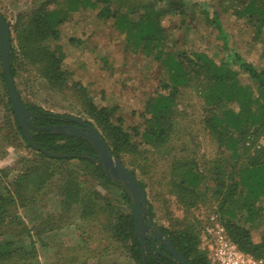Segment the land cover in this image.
<instances>
[{
  "label": "rangeland",
  "instance_id": "rangeland-1",
  "mask_svg": "<svg viewBox=\"0 0 264 264\" xmlns=\"http://www.w3.org/2000/svg\"><path fill=\"white\" fill-rule=\"evenodd\" d=\"M47 1L50 0H0V12L10 24L13 49L18 46L14 30L18 20ZM171 1L186 4L188 13L186 17L167 16L162 21L169 38L164 48L166 53H206L218 63L228 60L231 53H239L247 62L264 67L263 44L254 39L255 29L235 17L242 0ZM141 3L142 0L132 1L130 6L141 8ZM167 3L153 2L157 9ZM203 11L219 15L228 41L224 42L221 33L207 26ZM96 13H78L60 28L58 44L66 56L64 67L70 72L68 87L61 91L51 88L39 70L21 57L15 63L16 87L25 104L79 119L102 135L97 123L88 116L79 93L71 88L80 82L99 107H116L115 119H123L126 129L134 136L136 127L140 131L144 129L147 100L160 92L167 93L161 89L167 71L145 52L127 48L125 37L114 29L113 21H103ZM240 80L244 85L251 84L242 72ZM190 88L182 89L176 98L178 116L169 143L142 156L123 155L120 160L146 186L148 207L149 211L152 207L154 217L151 219L156 228L174 231L194 225L200 231V250L206 253L202 242L206 230L222 224L223 219L216 199L215 169L224 164L228 170L233 160L230 151H224L206 128L207 112L196 91L198 81L194 80ZM5 105L6 93L0 80V193L5 192V188L14 193L15 182L21 176L29 178L23 183L20 195H16L15 204L8 208L6 221L13 224L5 230L7 236L0 239L18 240L26 251L33 250L35 258L30 264H136L127 251L128 243L117 242L111 231L118 215L130 212L122 189L97 180L77 160L50 164L49 171L53 174L46 170L48 166L43 169L48 162L44 164L38 151L27 147L14 116ZM134 140L138 143L141 139ZM258 146L264 147V137L260 138ZM178 160L196 163L206 178L201 190L210 189L203 202L189 212L168 186L172 165ZM43 170L51 174L44 184ZM71 177H77L83 192L78 195V202L66 203L65 187ZM91 195L98 199L103 210L98 209L94 216L87 215L84 219L86 205L82 200ZM261 205L264 207V200ZM259 224L252 230L255 242L264 235V212ZM24 227L32 231L30 236Z\"/></svg>",
  "mask_w": 264,
  "mask_h": 264
},
{
  "label": "trees",
  "instance_id": "trees-1",
  "mask_svg": "<svg viewBox=\"0 0 264 264\" xmlns=\"http://www.w3.org/2000/svg\"><path fill=\"white\" fill-rule=\"evenodd\" d=\"M132 1L136 0H50L41 3L29 15L21 16L14 27L18 46L10 55L14 81L17 77L15 63L21 57L39 70L51 88L61 91L68 87L70 72L64 67L66 56L62 46L58 44L61 39L60 28L72 16L88 11H96L97 17L103 21H113L114 29L125 37L127 48L136 52H145L167 71V78L162 80L161 87L167 93L160 92L147 100L144 129L140 131L136 127L137 133L135 132L134 136L126 129L123 119H115L116 107H99L80 82L71 85V88L79 93L88 116L102 131L101 136L107 142L111 155L121 159L126 154L142 156L152 150H159L169 143L178 116L176 98L182 89H191V83L197 80L196 91L202 98L207 112L206 128L224 151H230L233 160L229 163L228 170L224 164L218 165L215 169L218 187L216 199L223 217L222 224L231 241L242 252L264 260V235L259 242H255L252 235V230L260 226L259 220L264 212V207L261 205L264 200V147H257L260 138L264 137V67L259 68L254 63L247 62L239 53H231L228 60L223 59L219 63L206 53L185 51L166 53L164 48L169 38L162 21L167 16L176 14L186 17L188 13L186 4L171 0H142L141 8H138L134 5L130 6ZM155 1L168 3L165 7L157 9L153 4ZM240 5L235 17L247 21L255 29L254 39L263 44L262 59L264 60V0H242ZM202 14L205 16L207 26L221 33L224 42L228 41V35L219 15L216 13L212 15L207 11H203ZM241 72L249 77L251 84H242ZM0 80L6 93L5 106L14 116L16 127L26 142L8 96L1 59ZM18 93L20 95L19 91ZM25 105L33 114V124L37 127L61 125L63 123L61 120L70 118L35 105ZM32 135L34 143L44 150L70 156L67 159H53L38 152L44 164L48 162L43 169L48 166L46 170L49 171L52 163H69L77 160L83 164L84 170L97 180H103L105 184L122 189L123 199L130 212L118 215L112 223L113 238L117 242L128 243L129 255L136 264H144L131 211L130 196L121 185L107 178L99 163L91 160L96 158L94 148L77 136L69 137L37 131ZM137 138L141 139L138 143L134 140ZM27 147L32 149L28 144ZM79 156H87L88 159ZM47 171L43 170V184L46 178L51 177ZM49 172L53 174L51 170ZM132 173L136 176L135 172ZM28 178L29 176H21L15 182L17 189L14 193L7 188L4 190L6 193H0V237H6L5 230L13 224L6 221L8 208L15 204L16 195H20L19 191ZM76 178H69V183L65 187L66 203L75 200L78 202V195L83 192ZM205 179L196 163L178 160L172 165L168 186L178 202L189 212L203 202L207 192L210 191V189L206 192L201 190ZM142 185L146 188L144 184ZM82 201L86 205L82 215L84 219L87 215L94 216L98 209L103 210V207L97 203L98 199L93 195ZM107 207L112 209L109 205ZM113 214L116 213L113 211ZM150 215L151 218L154 217L152 207H150ZM23 230L28 232V236L31 235V230L26 227ZM159 230L171 239L175 249L187 259L189 264H209L207 254L200 250V231L196 226L187 225L181 230L174 231L165 228ZM34 258L33 250L26 251L21 241L10 238L0 239V264H30ZM146 261L147 264H175L160 255H154L153 252L147 255Z\"/></svg>",
  "mask_w": 264,
  "mask_h": 264
},
{
  "label": "water",
  "instance_id": "water-1",
  "mask_svg": "<svg viewBox=\"0 0 264 264\" xmlns=\"http://www.w3.org/2000/svg\"><path fill=\"white\" fill-rule=\"evenodd\" d=\"M12 33L9 23L7 22L4 15L0 12V59L5 75V84L8 92V96L15 114V117L18 121V124L24 134L27 144L34 150L42 152L47 155L49 158L53 159H67L70 156H66L62 153H51L44 150L42 147L35 145L32 139V132L30 128H34L31 120L33 114L29 108L23 102L21 96L19 95L14 78L11 72L10 65V55L12 53ZM73 123L80 124L87 128V131H84L75 126H49L41 127L36 130L41 132H50L63 136H77L86 140L96 151L97 157L91 158L94 163H99L106 174L107 178L121 185L127 194L130 196L132 203V213L134 217V225L137 235L140 237V245L143 254V263L147 264L146 261V243L145 235L154 231L156 237L160 242H163L169 251V254L173 258V261L177 264H189L187 259L178 252L173 246L172 242L164 241L165 234L159 233L155 229V224L153 223L149 211L148 199L146 190L143 185L138 181L137 177L129 171L123 164V162L115 158L109 152L107 142L102 138L101 134L97 131L95 127L89 125L79 119L69 118ZM83 159H88L87 156H79Z\"/></svg>",
  "mask_w": 264,
  "mask_h": 264
},
{
  "label": "built area",
  "instance_id": "built-area-1",
  "mask_svg": "<svg viewBox=\"0 0 264 264\" xmlns=\"http://www.w3.org/2000/svg\"><path fill=\"white\" fill-rule=\"evenodd\" d=\"M209 264H264V260L242 252L229 238L225 227H208L202 240Z\"/></svg>",
  "mask_w": 264,
  "mask_h": 264
},
{
  "label": "flooded vegetation",
  "instance_id": "flooded-vegetation-1",
  "mask_svg": "<svg viewBox=\"0 0 264 264\" xmlns=\"http://www.w3.org/2000/svg\"><path fill=\"white\" fill-rule=\"evenodd\" d=\"M63 123L61 125H57V126H65V127H69V126H75V127H78L84 131H87V128L80 125V124H77V123H73L71 122L70 120L68 119H64V120H61ZM31 123L33 125L34 128H30L32 134L34 131H37V132H41V131H38L36 130L37 128H41V127H37L33 124V118L31 120ZM68 123H72V124H68ZM32 139H33V135H32ZM34 142V141H33ZM36 145V144H35ZM96 152V151H95ZM95 157H97V154L95 155ZM155 229L159 232V233H162L160 232V230L158 228L155 227ZM163 234V233H162ZM139 237V236H138ZM145 243H146V249H145V252H146V257L147 255L151 252H153L154 255H160L162 256L163 258L167 259L168 261H172L173 263H175L173 261V258L171 257V255L169 254V251L167 250L165 244L163 242H160L158 240V237H156V235L154 234V231L153 230H150V232H148L146 235H145ZM139 240H140V237H139ZM171 241V239L165 235V238H164V241ZM172 242V241H171ZM140 243V242H139ZM141 246V245H140ZM143 256V254H142ZM177 264V263H175Z\"/></svg>",
  "mask_w": 264,
  "mask_h": 264
}]
</instances>
